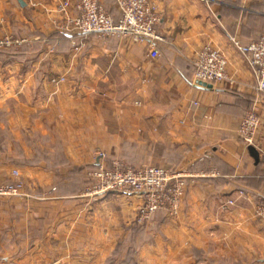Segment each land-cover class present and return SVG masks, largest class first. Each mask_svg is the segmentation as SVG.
I'll return each mask as SVG.
<instances>
[{
  "label": "crops",
  "instance_id": "1",
  "mask_svg": "<svg viewBox=\"0 0 264 264\" xmlns=\"http://www.w3.org/2000/svg\"><path fill=\"white\" fill-rule=\"evenodd\" d=\"M62 1L0 0V34L27 40L0 51V181L17 170L28 194L0 202V264H264V92L232 41L264 34V0H153L157 58L129 36L74 52ZM206 44L232 81L194 85ZM253 104L258 161L237 132ZM113 161L187 173L177 213L138 223L140 196L93 193L89 171Z\"/></svg>",
  "mask_w": 264,
  "mask_h": 264
},
{
  "label": "built area",
  "instance_id": "2",
  "mask_svg": "<svg viewBox=\"0 0 264 264\" xmlns=\"http://www.w3.org/2000/svg\"><path fill=\"white\" fill-rule=\"evenodd\" d=\"M119 19L108 12L101 0H76V13L68 17L63 29L73 39V51L80 52L87 35L97 34L101 37L129 36L136 43L146 45L152 58L159 56L158 46L164 42L163 35L158 31L162 21V13L153 0H116ZM69 1H62L58 10L67 14ZM27 40L15 38L11 34H0V50L20 48ZM232 41L253 68L257 88L264 92V34L247 45H242L235 38ZM195 67L194 85L207 88L225 81H232L228 71V56L212 45L206 44L198 52L193 61ZM66 80V76L52 78L58 84ZM196 103V102H195ZM261 127V119L257 107L253 104L242 117L238 135L247 145L255 144ZM98 156L105 157L103 152ZM264 159V152L262 153ZM19 174L17 170H14ZM93 179L92 192L105 194L122 192L138 195L142 203L138 207L136 220L145 223L159 210L176 214L185 196L188 174L174 171L162 166L146 165L142 168L126 167L119 161L111 166L103 163L89 171ZM3 196H28L22 180L0 185V198ZM36 197L35 195H33ZM233 203V201H230ZM264 212V208L261 207ZM260 209V210H261Z\"/></svg>",
  "mask_w": 264,
  "mask_h": 264
},
{
  "label": "rangeland",
  "instance_id": "3",
  "mask_svg": "<svg viewBox=\"0 0 264 264\" xmlns=\"http://www.w3.org/2000/svg\"><path fill=\"white\" fill-rule=\"evenodd\" d=\"M146 166V165H145ZM17 180H22L23 181V183H24V185H25V189L27 188V183L24 181V179H22V177L20 176V173L19 174H16L15 172H14V170L12 171V173H11V178L9 179V180H7V181H3V182H1L0 181V185H2V184H6V183H10V182H15V181H17ZM36 197H39L40 195H38V194H34ZM18 197V196H17ZM15 197L14 196H3V197H1L0 198V202H2V201H6V200H11V199H14Z\"/></svg>",
  "mask_w": 264,
  "mask_h": 264
},
{
  "label": "water",
  "instance_id": "4",
  "mask_svg": "<svg viewBox=\"0 0 264 264\" xmlns=\"http://www.w3.org/2000/svg\"><path fill=\"white\" fill-rule=\"evenodd\" d=\"M208 87H212V85H208ZM249 151L251 155L258 161L260 157L257 149L253 145H249Z\"/></svg>",
  "mask_w": 264,
  "mask_h": 264
},
{
  "label": "trees",
  "instance_id": "5",
  "mask_svg": "<svg viewBox=\"0 0 264 264\" xmlns=\"http://www.w3.org/2000/svg\"><path fill=\"white\" fill-rule=\"evenodd\" d=\"M117 20V19H116ZM10 50V49H9ZM0 51H8V50H0Z\"/></svg>",
  "mask_w": 264,
  "mask_h": 264
}]
</instances>
